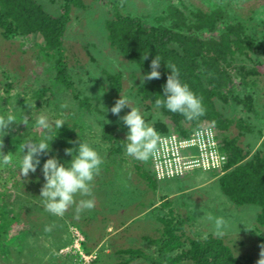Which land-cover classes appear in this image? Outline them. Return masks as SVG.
<instances>
[{
  "label": "rangeland",
  "instance_id": "rangeland-1",
  "mask_svg": "<svg viewBox=\"0 0 264 264\" xmlns=\"http://www.w3.org/2000/svg\"><path fill=\"white\" fill-rule=\"evenodd\" d=\"M84 1L86 7L73 11L64 36L68 68L74 83L70 90L54 81V62L44 57L39 37L7 39L0 29V92L3 93L9 85V92L0 105V114L10 111L15 113L17 119V122L9 125L7 135L0 134V142H3L0 152L5 155L12 153L15 161L23 150H16L20 148L17 144L18 138H26V131H38L45 135L43 129L34 127L32 123L27 126L21 122L26 116L35 119L38 114L43 113L50 120L62 119L64 126L59 130L60 134H72L81 138V141L95 148L103 160L100 172L92 182L91 196L82 197L76 194L75 203L69 206L63 216L52 215L45 210L40 197L45 180L40 169L23 177L15 163L0 167V219L3 215L14 219L10 230L0 231L6 237L5 251L0 247V264H52L49 261L50 256L53 254L57 258L59 252L53 248V236L63 234L67 237L68 243L62 248L67 247L74 228L79 229L85 237V252L96 255L91 264H120L123 258L118 257V250L128 247L157 255V248L149 245L143 238L159 237V231L163 227L159 217L170 216L171 211L176 217L187 220L182 231L185 240L204 239L213 235L223 238L239 258H261L264 230L256 227L259 208L252 205L235 206L223 194L218 178H210L209 173L218 177L215 172L195 170L182 177L162 181L155 177V183L149 184L141 176L139 172L142 171L137 166L143 165L145 170L151 172L152 158L139 161L127 153L110 154L109 145L102 140V126L116 125L124 137L128 132L120 117L131 109H122L119 116L111 112L121 95L131 106L138 108L145 121L154 128L160 113L155 109L150 110L136 95V87L150 81L140 78L148 72L113 50L106 40L105 21L113 17L114 5L111 7V3L117 0ZM173 1L181 8L183 3L188 9H214L222 5L231 13L253 17L264 28V0ZM61 2L62 0H40L50 14L59 12ZM117 2L123 4V12L138 16H157L165 10L164 4L158 0ZM247 65H257L261 72L260 85L264 91V53L258 51L253 54ZM107 72L120 73L123 88L121 95L115 94L110 87L105 74ZM74 93L80 94L81 98L97 99L98 113L92 115L82 109L75 100ZM262 96V104L255 106L260 117L241 107L233 110L218 103V108L227 118L233 119L234 116L235 119L242 120L243 127H232V135L242 134L243 140L250 142L253 148L264 140L263 92ZM55 135L58 133L54 132L52 136ZM76 143L78 145L79 142L76 140ZM57 158L61 163L71 160V156L65 158L62 154ZM12 170L15 172L12 173ZM177 192L182 194L176 196ZM168 196L172 197L167 198ZM81 199H94L95 207L77 211ZM153 208L155 209L151 211ZM189 215L193 220L187 219ZM209 216L223 217L224 224L220 229L222 234H217L214 220H210ZM33 229L34 235L29 236L24 248L16 249L13 245L15 237L24 232H33ZM86 244L93 248L92 252L86 251ZM47 250L48 254L45 253ZM61 260L65 259L61 257ZM68 264H74V261L68 258ZM128 264L151 263L144 258H138Z\"/></svg>",
  "mask_w": 264,
  "mask_h": 264
},
{
  "label": "trees",
  "instance_id": "trees-1",
  "mask_svg": "<svg viewBox=\"0 0 264 264\" xmlns=\"http://www.w3.org/2000/svg\"><path fill=\"white\" fill-rule=\"evenodd\" d=\"M117 1L111 3V7L114 5L113 17L105 21L106 40L110 47L147 72L151 71L152 59L159 54L162 62L174 64L180 69L181 79L202 99L205 108L204 115L189 120L180 113L170 112L155 104L161 98L162 85L169 75V70L162 63L159 79H151L136 87V95L141 102L147 104L150 110L155 109L160 113V118L154 125L158 135L174 133L181 138H188L199 129L211 127L219 150L227 158L226 172L220 176L219 172H215L223 194L237 207L252 205L259 208L256 227L264 230V153L258 150L251 155L250 150L244 149L239 141L240 135L234 136L231 133L232 127H243L242 120H237L234 116L233 119L227 118L218 108V103L233 110L241 107L260 117L255 106L262 104V92L264 94L259 78L261 72L257 65L248 67L247 61H251L252 55L258 51L264 53L262 24L251 16L231 13L222 5L214 9H188L183 3L182 8L174 4L173 0H158L165 6L164 13L138 16L123 12V4ZM85 7L84 0H62L59 12L50 14L40 0H0V29L7 39L39 37L44 57L54 62V81L70 90L74 83L68 68L64 36L73 11ZM105 74L115 94L121 95L123 88L120 73ZM8 90L9 85L3 93L0 92V105ZM74 98L82 109L92 115L98 113L97 99L81 98L78 93H74ZM56 132L58 135L51 136L48 140L51 151L42 155L41 168L51 156L58 157L62 154L65 158L70 157L66 155L65 149L77 146L76 140H81L72 134L63 136L59 129ZM101 135L103 142L109 145L111 155L126 153V137L116 125H103ZM25 136L26 138L17 137L20 148L16 150L23 149L29 140L39 139L44 135L28 130ZM0 143L1 147L3 142ZM137 167L149 184L155 183L152 170H145L143 165ZM187 219L191 221L193 217L189 215ZM159 221L163 226L159 231L160 236L143 238L149 245L157 248V255L147 254L140 249L122 248L118 250V257L123 258L120 264H128L138 258H144L151 264H257L260 259L253 256L237 257L223 238L213 235L204 239L185 240L182 231L187 220L176 217L173 211L170 216L159 217ZM13 223V218L3 215L0 219V231L10 230ZM33 233L34 229L33 232L16 236L13 243L15 248H24V243H27ZM56 235L53 236L52 243L58 252L68 243V239L63 234ZM85 235L89 238L87 233ZM5 238L0 234L2 251L6 248ZM85 247L87 252H92L93 248L88 244ZM45 253L48 254L49 250ZM57 256L56 258L52 254L49 261L52 264H68V258L62 261L59 252Z\"/></svg>",
  "mask_w": 264,
  "mask_h": 264
},
{
  "label": "clouds",
  "instance_id": "clouds-1",
  "mask_svg": "<svg viewBox=\"0 0 264 264\" xmlns=\"http://www.w3.org/2000/svg\"><path fill=\"white\" fill-rule=\"evenodd\" d=\"M162 63L169 70V75L165 84L162 85L161 98L157 99L155 104L165 107L170 112L180 113L189 120L204 115L205 108L202 99L190 88L188 83L181 79L180 69L174 64L162 62L159 54L151 61V71L140 78L142 80L159 79L161 76L159 69ZM29 107L31 108L30 105ZM126 107L131 110L120 119L128 128L124 140L126 141L127 155L139 161L157 157L159 135L155 128L145 121L138 108L131 106L128 100L121 95V98L111 108V112L119 116L121 110ZM13 122H17L15 113L9 111L0 114V134L7 135L9 125ZM21 122L27 126L32 123L34 127L43 129L45 135L25 143L22 154L15 161H13L12 153L5 155L0 152V167L15 163L20 174L27 177L29 173H35L38 168H41L42 155L51 151V146L48 143L49 138L57 129L60 130L64 123L59 118L50 120L49 116L43 113L38 114L35 119H29L26 116ZM65 153L71 156L70 161L61 163L56 156H51L41 168L45 183L42 186L40 197L44 202L45 210L56 216H63L69 206L75 203L76 194L82 197L91 196L92 182L99 174L103 164L98 151L80 139L77 146L65 149ZM153 174L155 175V173ZM94 207V199H81L77 211L90 210ZM209 219L214 220L217 234H222L220 229L224 224L223 217L209 216ZM260 255L261 258L257 264H264V249Z\"/></svg>",
  "mask_w": 264,
  "mask_h": 264
},
{
  "label": "built area",
  "instance_id": "built-area-1",
  "mask_svg": "<svg viewBox=\"0 0 264 264\" xmlns=\"http://www.w3.org/2000/svg\"><path fill=\"white\" fill-rule=\"evenodd\" d=\"M159 138L158 155L152 158L153 170L158 180L182 177L195 170L219 172V175L226 172L227 158L219 150L211 127L199 129L188 138H181L173 133ZM71 233L70 244L59 251V256L63 259L71 258L74 264H91L96 255L85 252V237L77 228L72 229Z\"/></svg>",
  "mask_w": 264,
  "mask_h": 264
},
{
  "label": "crops",
  "instance_id": "crops-1",
  "mask_svg": "<svg viewBox=\"0 0 264 264\" xmlns=\"http://www.w3.org/2000/svg\"><path fill=\"white\" fill-rule=\"evenodd\" d=\"M241 138H242V134L240 135V140H239V141H240V144H241V146H243L244 149H247V150L249 149L250 152H251V155L254 154V153H255L256 151H258V150H260V151H262V152L264 153V146H263V145H264V144H263L264 140H263L262 138H261L262 141H261V139L259 140V142L261 141L260 143H258L259 146H256L255 148L252 147V145L250 144V142L248 143L247 140L244 139V140H245V141H244L243 138H242V139H241ZM262 144H263V145H262ZM260 147H262V148H260ZM259 148H260V149H259ZM151 170L153 171V165H152V169H151ZM153 173H154V172H153ZM209 175H210V178H211L212 180H215L216 178H218V177L212 175L211 173H209ZM181 194H182L181 192H177V193H176V196H177V195H181ZM171 197H172V196H168L167 198H171Z\"/></svg>",
  "mask_w": 264,
  "mask_h": 264
}]
</instances>
